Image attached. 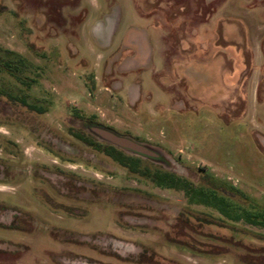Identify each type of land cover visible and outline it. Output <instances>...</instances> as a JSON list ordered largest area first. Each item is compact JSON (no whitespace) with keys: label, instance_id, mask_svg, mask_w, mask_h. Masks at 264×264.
Returning a JSON list of instances; mask_svg holds the SVG:
<instances>
[{"label":"rangeland","instance_id":"rangeland-1","mask_svg":"<svg viewBox=\"0 0 264 264\" xmlns=\"http://www.w3.org/2000/svg\"><path fill=\"white\" fill-rule=\"evenodd\" d=\"M98 1L81 26L78 0H0V46L23 59L0 51V264H264L244 218L264 214V10L142 0L154 20L130 26L128 0ZM129 31L151 64L132 75L114 51Z\"/></svg>","mask_w":264,"mask_h":264},{"label":"crops","instance_id":"crops-1","mask_svg":"<svg viewBox=\"0 0 264 264\" xmlns=\"http://www.w3.org/2000/svg\"><path fill=\"white\" fill-rule=\"evenodd\" d=\"M68 2L64 3V7L66 9H70V5L71 2L74 0H67ZM131 4H132V9H131V16H132V22H130L129 24H131L130 26H134L136 25H147L150 24L151 20L153 21L154 18L149 17L147 15H143L142 13H140V9H146L145 6L141 5L143 4V2H141L142 0H128ZM152 1V0H150ZM155 3L157 4L156 8H158V4H165L163 1L161 0H154ZM217 1L220 0H168V4H170L171 7H174L175 9H189L191 7V5H195V4H200L203 3L204 6L209 7L212 3H215ZM237 1L239 0H222L221 2V8L225 9L226 7H229V9L232 10H238L239 13H242V11H250L252 13V16L256 18V12L261 13L262 10H264V0H240L241 1V8H239L238 6H236ZM79 4V10H84L87 11L86 12V17L87 20L83 21L81 26L83 25H89V26H94V25H99L97 22H93V18L91 12H89V9H100V3L99 1L97 2V0H94V2L92 4H90V8L88 6L83 7V3L81 4L80 0H78L77 2ZM206 4V5H205ZM86 5V4H85ZM76 8H74L75 10ZM136 10V11H135ZM73 15L76 16V13L73 11ZM113 18V14L109 15L107 14L106 17L104 18L105 21L101 22L100 24H104L105 22H107L108 20L110 21V19ZM119 17L117 19V26L121 25L122 18ZM122 21V22H121ZM111 24V23H110ZM124 24V23H123ZM128 25V24H127ZM117 31V30H116ZM121 37H119V39H117V45H116V49L114 50L115 52L119 49L118 45L121 43L122 44V49H120L119 51H117V57L121 63V66L123 67L124 72H126L127 74L129 73L130 75H132L133 73L142 70L143 68L147 69L148 67H150V60L148 58H150V56L148 55L147 51L145 50V48H143V41H144V35H142L139 31L130 33V31L128 33L125 34V38L124 36L120 35ZM113 46V45H111ZM118 48V49H117ZM113 51V52H114ZM262 51L259 49H253V57L257 58L261 56ZM130 80V79H129ZM140 94V93H139ZM130 95V93H129ZM139 97V95H138ZM139 99H137L138 101Z\"/></svg>","mask_w":264,"mask_h":264},{"label":"trees","instance_id":"trees-1","mask_svg":"<svg viewBox=\"0 0 264 264\" xmlns=\"http://www.w3.org/2000/svg\"><path fill=\"white\" fill-rule=\"evenodd\" d=\"M0 51L9 54L11 56H16L20 60H23L20 54L15 53L13 51L5 50L1 46H0ZM23 104L31 111H38L35 105L25 100L23 101ZM79 138L84 139V137L82 136H80ZM96 146L98 150L104 152L107 156L113 158L123 167L128 168L129 170L132 171H136L139 169V162L137 160L125 155L124 153L118 151L114 147H110L109 149H103L101 145H96ZM147 175L151 179H153L156 183H158L160 186H166L169 188H174L176 190L183 191L188 197L190 202H200L203 204H209L210 202H212V200H215L216 203H220L224 206V208H227V204L224 203L222 199H218V197H216L213 194L210 195L203 189L194 188L191 183H189L187 180L181 177L169 173H147ZM224 208L223 211L225 210ZM244 218L248 222L259 225L264 229V214L257 216L247 214L246 217Z\"/></svg>","mask_w":264,"mask_h":264}]
</instances>
